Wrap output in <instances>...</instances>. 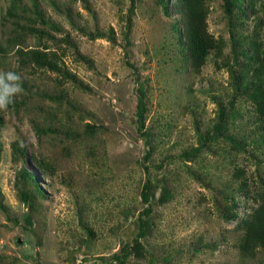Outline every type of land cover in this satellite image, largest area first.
Wrapping results in <instances>:
<instances>
[{
  "label": "rangeland",
  "instance_id": "1",
  "mask_svg": "<svg viewBox=\"0 0 264 264\" xmlns=\"http://www.w3.org/2000/svg\"><path fill=\"white\" fill-rule=\"evenodd\" d=\"M223 5L206 0L219 52L200 60L185 44L179 0H0V71L23 88L0 110V264H264L262 252L238 250L264 174L252 143L264 88L250 86L252 69L235 85L247 68L231 51L232 36L264 47V8L241 21ZM30 50L77 83L21 56ZM14 143L43 192L31 210L19 199Z\"/></svg>",
  "mask_w": 264,
  "mask_h": 264
},
{
  "label": "trees",
  "instance_id": "2",
  "mask_svg": "<svg viewBox=\"0 0 264 264\" xmlns=\"http://www.w3.org/2000/svg\"><path fill=\"white\" fill-rule=\"evenodd\" d=\"M20 1V0H18ZM36 1V0H33ZM159 2H164L165 0H158ZM131 5L134 4V0H130ZM14 3V2H13ZM16 4V3H14ZM206 0H179L178 11L182 12L185 25V44L188 48L189 55L194 58L203 60L210 53L211 50L218 51L215 41L208 35L206 32V9H205ZM36 8V4H33ZM224 12L230 17H236L239 20L247 19V10L254 15L259 12L260 8H264V0H224ZM164 12H166V7ZM40 17V11L37 10ZM67 14L73 21L70 10H67ZM258 16V15H257ZM242 23V22H241ZM232 24V22H231ZM178 32L180 30L176 28ZM181 41L180 37H178ZM231 51L234 58V64L238 65L239 59L242 57L243 62H245L244 67L246 70L241 72V65H239V72L236 73L237 83H241V80L246 79L250 75V69H252V76L249 84L264 88V47L263 43L260 40L255 38L251 39L248 47L241 48V41L232 36L231 38ZM219 54V53H218ZM25 55L26 60L34 62L38 65L45 66L54 71H60L58 65L50 60L47 57L39 53L36 50H30L25 53H21V56ZM62 74L68 76L73 82L77 83V79L74 75L68 73L67 71L61 72ZM239 79V80H238ZM139 97L136 104V129L138 134L144 138V142L148 147L146 155L150 154V139L151 135L148 132L145 125V114H146V103L144 98V92L142 89L138 88ZM260 98L262 106L258 109V113L254 118L255 131L252 143L255 144L257 152L263 157L264 160V91L259 92L257 95ZM231 116L230 113L222 108L219 111V116L225 118ZM238 144V143H237ZM13 157L18 161L22 160V165L20 169L16 172L17 176V188L19 189V199L25 204L28 209H32V204L34 200L43 196V192L38 186L37 179L31 175V173L26 168V157L24 148L19 147L18 143L13 144ZM255 156V155H253ZM39 169L43 172L41 165L38 161L35 162ZM44 173V172H43ZM45 174V173H44ZM239 188L241 193L245 194L246 197L249 195V189L247 188L248 184L244 181H241ZM257 183L259 190L256 196L257 205L253 211L245 219L242 229V235L239 240L238 250L243 257L254 258L257 252H262L264 256V174L258 177ZM142 200L144 203H149L150 195L153 194L152 186L145 184L142 191ZM2 194L0 191V210L6 211L4 204L2 203ZM162 201L168 200V192L166 189H162L161 193ZM234 200V197H231ZM233 201V205H234ZM150 209L146 210V214H149ZM27 221L30 220V215L27 214Z\"/></svg>",
  "mask_w": 264,
  "mask_h": 264
},
{
  "label": "clouds",
  "instance_id": "3",
  "mask_svg": "<svg viewBox=\"0 0 264 264\" xmlns=\"http://www.w3.org/2000/svg\"><path fill=\"white\" fill-rule=\"evenodd\" d=\"M23 92L21 77L13 71H0V110L14 103V98Z\"/></svg>",
  "mask_w": 264,
  "mask_h": 264
}]
</instances>
